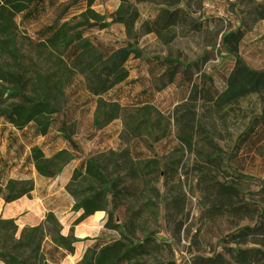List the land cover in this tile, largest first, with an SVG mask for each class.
Returning <instances> with one entry per match:
<instances>
[{
	"label": "trees",
	"instance_id": "16d2710c",
	"mask_svg": "<svg viewBox=\"0 0 264 264\" xmlns=\"http://www.w3.org/2000/svg\"><path fill=\"white\" fill-rule=\"evenodd\" d=\"M204 1L118 0L109 12L96 9L99 0H62L56 31L24 51L15 17L33 0H0V195L34 198L45 209L32 225L0 220V262L61 264L79 242L62 233L64 216L78 214L74 227L105 212L101 233L76 264H177L172 239L188 220L183 184L193 176L201 210L184 250L190 264H264V184L247 197L239 187L247 179L241 165L264 163V69L251 68L240 52L264 24V0L239 2L248 8L234 29H225V18L204 17ZM144 6L153 10L140 24L144 35L164 46L198 38L208 50L190 61L144 57L136 40ZM259 45L264 39L247 47ZM132 76L133 88L110 104L102 126L101 96ZM123 130L130 146L106 148ZM81 131L95 147L76 138ZM127 180L140 183L136 198ZM128 197L144 199V211L167 205L171 239L136 223L141 212L123 204ZM121 208L131 211L124 222Z\"/></svg>",
	"mask_w": 264,
	"mask_h": 264
},
{
	"label": "rangeland",
	"instance_id": "374dc122",
	"mask_svg": "<svg viewBox=\"0 0 264 264\" xmlns=\"http://www.w3.org/2000/svg\"><path fill=\"white\" fill-rule=\"evenodd\" d=\"M62 0H33V8L27 13H21L15 17V24L17 30L16 41L22 50H27V42L38 43L46 38L50 37L58 28L60 22L56 18L55 10ZM242 0H237L232 6L226 4L225 0L218 2L216 4H210V8L204 9L203 16H220L226 19L224 24L225 29L236 28L240 25L241 20L245 16V11L247 10L245 5H240L239 2ZM260 2L259 0L255 3ZM118 0H99L96 5L97 10L112 11L116 8ZM254 4V3H253ZM252 4V5H253ZM153 10L151 7L141 8V18L136 26L137 32V42L142 55L146 58H165L172 57L174 59H180L181 61H190L199 57L207 48L204 47L202 42L198 38H177L170 46H164L158 43L152 36L144 35L141 32L140 24L152 16ZM220 14V15H218ZM264 39V24L260 25L252 33V35L247 40V43L241 48V56L244 61L253 69H264V46L262 45L255 47H247V44L255 42L258 39ZM260 48V49H258ZM208 50V49H207ZM212 65V64H211ZM135 76L126 80L122 84L115 86L109 92L101 96L100 110L97 111L100 116V121L103 126L104 113L110 110V104L117 101H123L125 99V94L129 92L135 82ZM164 94H160L158 97H163ZM166 103L163 104V106ZM259 111L255 110V114ZM249 124V119L246 120L243 125L233 132V141L229 148L226 147L228 152L234 151V145L238 139L241 131ZM102 128V127H101ZM109 134L107 127L102 131ZM76 138L83 140L88 146V148L95 147L94 142L89 141L90 139L86 137L84 131L78 132ZM106 148L113 149L114 151H119L130 146V140L125 130H123L118 136L115 135L110 138L109 143L105 144ZM223 145V143H221ZM5 142L0 146V150L3 151ZM104 146V145H103ZM160 154L161 151H160ZM164 166L170 167L172 165L171 157H164ZM243 171H241L242 176H246V180L242 181L240 184L241 191L247 197V194L257 192L261 186L264 184V163L258 159L254 161H248L241 165ZM110 169H108L109 172ZM174 169H172L173 171ZM172 186L174 183L168 181L167 189L165 192L170 194L172 192ZM126 190L133 192L135 198L140 193L141 185L138 181L127 180L125 182ZM184 192L186 193L187 205L186 213L188 214V220L184 225V231L180 233L179 238L172 239L174 246V259L177 264H187L184 256L181 254L185 250V245L183 242L190 240L194 230L198 227V217L201 210L200 204L198 203V194L195 188V180L193 176H189L188 179L184 181L183 184ZM166 193L164 194L165 198ZM9 193L3 191L0 195V220H15L19 227L27 224H32L38 219L42 218L44 214L42 204L34 198H28L26 196L20 197L19 199L9 202ZM134 198H126L123 200V204L126 207H130L133 211L139 210L141 213L140 218L136 219V223L141 225H146L150 230L155 232L158 238L161 239H171V223H168L167 218V205H157L149 211L143 210L144 199L139 197V200H134L132 203L127 205V202H131ZM78 214L69 213L61 220V229L64 235L72 234L79 242L76 244L75 252L72 256H68L61 264H76L77 261L82 256L85 248L91 243V240L98 237L102 231V227L105 221L106 213L98 212L94 215L86 218L80 224L72 227V222L77 218ZM131 217V211H124L123 208L119 210L117 218L122 222L128 220ZM215 249H219L216 246ZM195 248L192 247V252L194 254H201L209 256L212 254L211 247L203 248L199 252H195ZM0 264H3L0 262Z\"/></svg>",
	"mask_w": 264,
	"mask_h": 264
},
{
	"label": "built area",
	"instance_id": "2783aa9c",
	"mask_svg": "<svg viewBox=\"0 0 264 264\" xmlns=\"http://www.w3.org/2000/svg\"><path fill=\"white\" fill-rule=\"evenodd\" d=\"M221 1H223V0H205L204 1V9L206 10V9L210 8V6H212L210 4H216V3L221 2ZM225 1H226L225 3L227 4V3L232 2L234 0H225ZM218 15H220V14H218ZM183 243L186 246V242H183ZM181 254L184 256L187 264H190V256L185 251H183Z\"/></svg>",
	"mask_w": 264,
	"mask_h": 264
},
{
	"label": "crops",
	"instance_id": "0c3cea01",
	"mask_svg": "<svg viewBox=\"0 0 264 264\" xmlns=\"http://www.w3.org/2000/svg\"><path fill=\"white\" fill-rule=\"evenodd\" d=\"M37 200V199H36ZM37 201H39V200H37ZM40 202V201H39ZM41 203V202H40ZM42 204V203H41ZM43 206V205H42ZM43 210H44V214H45V209H44V207H43ZM98 213V212H97ZM44 214H43V216H42V218H40V219H38L36 222H34V223H32V224H36L38 221H40L41 219H43V217H44ZM32 224H28V225H32Z\"/></svg>",
	"mask_w": 264,
	"mask_h": 264
}]
</instances>
